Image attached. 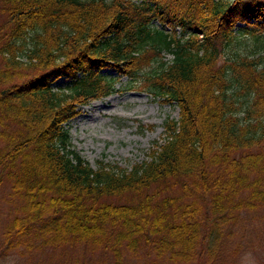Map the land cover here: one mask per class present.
<instances>
[{
	"label": "trees",
	"instance_id": "1",
	"mask_svg": "<svg viewBox=\"0 0 264 264\" xmlns=\"http://www.w3.org/2000/svg\"><path fill=\"white\" fill-rule=\"evenodd\" d=\"M250 20L257 53L264 0H0V186L22 202L3 248L224 264L222 227L264 205V54L233 44ZM107 67L180 108L131 169L94 168L65 128L118 91Z\"/></svg>",
	"mask_w": 264,
	"mask_h": 264
},
{
	"label": "rangeland",
	"instance_id": "2",
	"mask_svg": "<svg viewBox=\"0 0 264 264\" xmlns=\"http://www.w3.org/2000/svg\"><path fill=\"white\" fill-rule=\"evenodd\" d=\"M253 20L240 22L235 29L234 51L249 56L263 55L264 49L256 53L255 39L247 30H255ZM155 25L162 28L159 21ZM169 28V27H167ZM244 30V34L241 31ZM264 35V33H263ZM231 48L224 50L230 53ZM165 60L172 54L166 53ZM264 64V62H263ZM109 77H119L111 67L102 71ZM71 79L62 77L53 85L64 88ZM127 76L117 79L118 91L110 96L96 99L81 107V112L65 124L70 134V147L78 151L91 166L98 168L100 162L131 169L136 163L148 159L153 142L164 141L165 122L179 117L180 108L176 103L163 101L161 96L132 87ZM177 194V189L173 191ZM22 202L12 196L9 183L0 186V264H115L113 252L102 248L94 249L85 244H72L67 247H19L7 250L4 247L6 228L20 214ZM237 220L224 225V248L220 260L224 264H264V205L255 210H243ZM201 250V247H200ZM208 252L195 261L173 262L167 256L146 255L125 251L121 264H212Z\"/></svg>",
	"mask_w": 264,
	"mask_h": 264
}]
</instances>
